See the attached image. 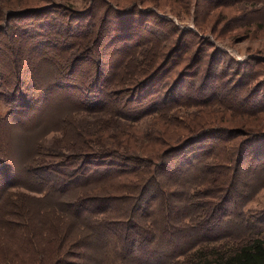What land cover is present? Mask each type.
Segmentation results:
<instances>
[{"label": "rangeland", "instance_id": "1", "mask_svg": "<svg viewBox=\"0 0 264 264\" xmlns=\"http://www.w3.org/2000/svg\"><path fill=\"white\" fill-rule=\"evenodd\" d=\"M50 1L58 6L52 12L51 8L27 20L12 21L0 32V74L6 80L3 83L0 79V156L17 170L1 179L15 185L7 188L11 194L0 191V213L4 216L15 210L17 201L27 212L42 211L45 221L53 224L47 210H64L65 203L74 198L77 191L60 194L45 183L56 181L57 171L44 175V183L26 172L37 152L39 165H43L49 155L57 158L58 154L89 152L88 148L104 150L105 166L118 170L138 165L134 157L145 153L143 156L155 163L161 156L165 158L172 172L161 173L157 180L160 186L153 184L151 188L149 184L141 192L129 190L130 195L139 194V199L121 203L116 214H133L155 227V258L149 264H182L186 256L173 257L165 246L164 227L193 225L224 195L228 202L225 219L218 227L225 233L221 240L247 238L252 231L264 238V163L254 153L256 146L240 162L229 156L238 143L239 147L241 143L252 145L264 135V0H159L157 7L139 6L144 14L129 9L133 2L104 0L127 10L119 19L108 13L105 5L102 11L99 4L93 11L95 17L84 19L90 0ZM52 3L25 1L11 7L19 13ZM150 9L153 12H147ZM88 32L99 42L82 61L70 66L73 74L68 75L69 67H65L81 53ZM97 64L102 66V76ZM155 67L154 75L148 77ZM98 78L104 80V108L94 105L97 94L92 92L97 91ZM136 83L139 88L132 92ZM16 85L33 95L30 104L15 101L10 91ZM210 92L218 93L220 101L206 105L201 99ZM238 98L247 106L255 105L257 114L245 115L236 106ZM16 104L22 108L9 115ZM205 112L209 117L219 112L213 117L216 122L220 112L224 113V122L212 126L222 127L227 136L199 135L171 153L175 145L205 127H201ZM225 137H232V141ZM211 147L220 161L227 151L229 161L225 164L234 168L228 185H221V189L219 173H206L201 178L204 165L219 168L215 156L205 154ZM109 155L111 158H106ZM92 179V190L104 195L105 187L106 192L120 194L119 179L104 182L99 173ZM155 188L161 190L156 192ZM28 193L40 196V203L20 200V195ZM59 217L64 228L73 219L71 213ZM95 218L100 215L87 212L71 223L75 230L90 236ZM105 240L93 242L91 264H98L103 254L104 264H110L114 246L108 236Z\"/></svg>", "mask_w": 264, "mask_h": 264}, {"label": "trees", "instance_id": "2", "mask_svg": "<svg viewBox=\"0 0 264 264\" xmlns=\"http://www.w3.org/2000/svg\"><path fill=\"white\" fill-rule=\"evenodd\" d=\"M25 1L37 2L40 0H0V20L3 21V23H0V32L9 27L12 24V21L43 14L51 8L52 9L49 11L52 12L53 9H55L53 7H58L53 5L54 3L50 0H44L49 2V4L52 3L53 6L45 5L47 7H41V9L39 7L28 10L25 9L19 13L12 11V8L15 7H11L12 5H18ZM116 1L122 4L133 2L134 5L129 9L138 14L146 13L141 10L139 6L152 4L157 7V3L159 2V0ZM98 4L102 5V11H104L105 5V10L108 13H112V15L118 19L125 16V14H128L127 10H120L118 7L115 8L104 0H90L88 6L85 8L86 15L84 19H87V17H90L91 15H94L93 18L95 17L96 12L94 13L93 11ZM147 12H153V10L150 9V11L147 10ZM26 13L32 14L27 15ZM90 30H92V28H90ZM91 32L84 35L87 37V43L82 46V49L80 50L81 53L77 54V56L71 61L69 60L68 65L65 67H69V69H67L68 75L73 74L71 71L73 69H70V66L73 68L77 61H82L84 56L86 57V54H88L99 42V39L93 40L96 35L92 37L93 35ZM98 68V73L102 76L104 74L102 66L98 65ZM156 68L157 67L153 68V73L149 74L148 77L154 75ZM0 79L3 83L6 82L1 74ZM142 83L143 82H140V84ZM95 85L96 88H94V90L97 91L92 92L97 94L94 95L96 99L94 105L104 108V80L100 82L98 78ZM138 88L139 84H132L131 90L132 92H136ZM217 88L218 87H216L215 90ZM173 91L174 90L171 92ZM219 92L220 91H218V93ZM10 93L15 98V101H17V99L23 101L24 105L30 104V101L34 100L33 95H28L27 92L19 89L17 85L12 91H10ZM218 93L210 92V95H206L201 100L205 99L206 102H202L207 103L206 105L217 103L220 101ZM105 95L108 94L106 93ZM197 99L199 100L200 98ZM236 106L240 107L245 115L257 114L259 111L255 105L247 106L246 102L239 98L236 101ZM21 108L22 106L16 104L13 109L8 111V114L15 113ZM218 114L219 112H215L214 115L209 117L208 113H206L201 119V124H203L201 127L205 126L204 128L206 129L203 128L197 133V135L193 134L188 138L183 139L182 142L179 141L181 143L175 145L171 150V153L177 152L181 147L183 148L186 145L185 143L191 144V142L197 139L199 135L205 134L206 136L210 133H212V135H215V133H217V135H222V133H225L224 136H227V132L224 131L222 127L212 126L213 124L219 125L224 122V119H222L221 116L224 113L222 114L221 112L219 115L220 120L217 122L214 120L213 117ZM119 115L127 118L124 114ZM224 140L232 141V137H225ZM238 144L240 145V143ZM239 145H236L234 150H231L229 154L231 159L235 157V160L240 162L241 159L247 158L250 151L256 146L257 148L254 153L259 157L262 163H264V135L257 139L252 145L248 143H241L240 147ZM88 150L89 152H78L72 155L58 154L57 158L49 155L46 164L43 165H39L36 158L39 155L38 152L35 153L36 155L34 154L32 164L29 165L26 170L27 173L31 174L34 178L39 177L41 182L44 183L43 177L50 175L48 173H55L57 171L59 173L56 178L57 180L45 183L60 194L67 193L71 190H74L75 192L77 191V193L70 202L65 203L66 209L63 210L57 207H51L52 211L47 210L51 213L49 214L50 217H48V219H52L54 221L53 224H49L45 221L46 218H44L45 215L42 211L30 209L27 212V208H24L26 206L21 202L18 203L15 199V210H10V212L4 216L0 213V239H2L0 240V264H91L90 260L92 256H90L89 252L94 251L95 249V247H91L95 246V243L93 242L97 241L98 243L99 241H102V239L106 242V236L111 239V243L114 246V255H111L110 257V264H149L150 261L155 258V227L153 224L145 221L142 222V220L136 219L133 214H128L126 217H123L116 213H118L117 210L121 203L128 204L129 200L133 201L134 199H139V194L130 195L127 193L129 190H138L141 192L149 186V184L151 188V185L153 184L160 186L159 181H157L159 176L161 173L170 175L172 172L171 165L168 164L162 156L161 159L155 163L153 162V159L143 156L147 154L140 153L141 155L139 157H134L135 160L139 161L138 165H133L127 170L111 169L109 166H105L104 150L100 151L90 148H88ZM213 151L214 149L211 147L205 154L207 156L208 154L215 156L213 159L219 168L212 164L204 165L201 168V178L203 179V175L205 176L206 173H219L221 189V185H228V181L233 175L234 168L225 164V161H229L226 160L227 151L221 161L218 153L216 154ZM150 155L153 156L155 154ZM114 157L118 159H127V157L128 159L131 158L127 155H114ZM106 158L110 159L111 156H106ZM49 160L51 162H48ZM90 161L95 162L92 163ZM0 171L1 174L4 173L0 178V191H6V194H11V192H8L7 188L12 187L15 184L8 182V180L1 179L3 177H8V173H11L12 171L14 172L13 174H15L17 170H15L3 156H0ZM97 173L104 178V182H107L110 179H119L120 194L115 195L111 194V192H106L105 187L104 195L101 194V191L99 190H92V188L89 187V180L94 181L92 178L97 175ZM111 176L113 178H111ZM155 189L156 192L161 190L160 188ZM19 197L22 201L29 200L37 203L38 201L39 203L41 201L40 196H32L29 193L20 195ZM227 202L228 198L224 195L221 197L220 201L214 205V208L210 213L207 211L202 212L199 218L193 221V225H168L171 231L165 228L166 226L164 227L163 235L165 238V246L169 249L172 255H174L173 257H176L177 255H185L186 257L182 264H264V238L260 236L259 232L252 231L247 238H240L238 240H221L225 238V233L218 230V227L220 224L222 225ZM59 211L62 213L58 214ZM87 212L100 215V218H95L93 221L94 225L92 228L94 233L90 235L92 238L88 235L89 233H81V231L75 230L71 223L74 218L80 219V217ZM68 213H71L73 219L71 221L68 220L66 227L64 228L60 225L57 218H60L59 215L66 216ZM208 224H210V226H208ZM51 226H56L57 228H51ZM179 236L181 238H179ZM227 237L229 238V236ZM98 264H104V254L102 260Z\"/></svg>", "mask_w": 264, "mask_h": 264}]
</instances>
